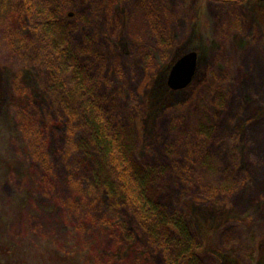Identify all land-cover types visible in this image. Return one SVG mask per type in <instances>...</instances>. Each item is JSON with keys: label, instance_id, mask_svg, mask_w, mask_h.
I'll return each mask as SVG.
<instances>
[{"label": "rangeland", "instance_id": "374dc122", "mask_svg": "<svg viewBox=\"0 0 264 264\" xmlns=\"http://www.w3.org/2000/svg\"><path fill=\"white\" fill-rule=\"evenodd\" d=\"M14 5L7 27L37 56L23 64L11 55L0 24V264H179L175 245L149 240L131 202L112 204L101 186L92 200L69 183L119 186L127 167L153 169L144 189L159 220L178 216L193 237L191 215L212 219L210 249L196 264H264V246L256 250L264 239V26L255 14L264 0ZM189 51L196 77L173 90L167 55ZM165 96L174 107L159 106ZM148 97L151 113L142 109ZM85 100L118 136L122 165L86 143ZM15 108L46 144L48 175L29 157Z\"/></svg>", "mask_w": 264, "mask_h": 264}, {"label": "trees", "instance_id": "16d2710c", "mask_svg": "<svg viewBox=\"0 0 264 264\" xmlns=\"http://www.w3.org/2000/svg\"><path fill=\"white\" fill-rule=\"evenodd\" d=\"M14 4L15 0H0V24L4 26L3 37L6 41L9 53L25 64L28 59L37 56V52L26 43L22 36L17 32L10 31L7 27V17L12 9L15 8ZM255 14L257 19L260 20L264 26V9L255 10ZM53 24H55L54 18L53 20L44 21L46 29ZM181 55V53H174L173 56L167 55L168 58L166 60L167 65L165 70L170 69L172 63ZM196 72L197 69L191 83L185 88L191 86L196 77ZM19 89L20 87L15 85V91H17V93L19 92ZM4 91L5 85L0 71V109L1 106H3L4 101L6 102L7 98ZM71 96L72 95L69 94V92H66L63 93L62 97L70 98ZM80 103L82 118L89 129V138L86 143L95 146L96 152L101 155L103 159H110L109 162L113 167H116L115 165H122L125 158L121 155L123 154V148L122 146H119L118 136H114L108 132L105 125L106 123L97 116L94 107L90 103L86 100L85 102L81 101ZM174 105L175 104L169 96H165L159 101V106L162 108H172ZM155 108L157 107H151L150 98L148 97L142 107L143 111L151 113ZM15 115L16 119L21 123L20 125H22L21 130L29 152V157L40 167L45 175H48L52 170V165L47 152L45 151L46 144L41 140L40 133L28 123V118L22 110L15 108ZM139 168L127 167V170L124 172L120 171V174H118V176H121L119 186L113 185V181H101L100 179L97 180L98 182L88 185L85 184L84 178L81 180L71 178L69 183L74 191L83 197L90 196L92 197V200L96 198V195H92V193L95 191L96 187L101 186L100 191L105 192L106 196L111 199L112 204H114L115 200L127 201V203L128 201L131 202L128 204L132 205L134 211L138 215L140 226L146 230L149 240L153 243L159 244L166 250H169L171 246L175 245L177 256L180 258L179 264H196L198 254L210 249L211 236L215 229L212 219L201 213L191 215L192 218L189 220V227H192V229H190L193 233V237L189 235L188 230L184 227L181 218L178 216L169 217L165 220L160 218L159 220L160 215L148 199L144 189L149 182L153 169L143 170ZM123 175L127 176L125 181L123 179L126 176ZM73 204L75 205L74 208L78 207L75 203ZM112 206L113 205L110 207ZM218 207L215 211V215L221 216V213L223 212L221 208L223 209V207L220 206V204H218ZM149 217L159 220L158 224H149ZM164 225L165 228L162 230L161 227ZM263 246L264 239L259 240L256 245V250L259 251Z\"/></svg>", "mask_w": 264, "mask_h": 264}, {"label": "water", "instance_id": "95a60500", "mask_svg": "<svg viewBox=\"0 0 264 264\" xmlns=\"http://www.w3.org/2000/svg\"><path fill=\"white\" fill-rule=\"evenodd\" d=\"M196 52L189 51L178 57L171 65L167 75V85L173 90L187 87L195 74Z\"/></svg>", "mask_w": 264, "mask_h": 264}]
</instances>
